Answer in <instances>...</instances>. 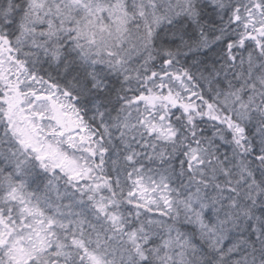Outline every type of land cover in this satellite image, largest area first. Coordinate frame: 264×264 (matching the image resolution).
I'll list each match as a JSON object with an SVG mask.
<instances>
[{"label": "snow or ice", "instance_id": "6c2138e0", "mask_svg": "<svg viewBox=\"0 0 264 264\" xmlns=\"http://www.w3.org/2000/svg\"><path fill=\"white\" fill-rule=\"evenodd\" d=\"M0 264H264V0H0Z\"/></svg>", "mask_w": 264, "mask_h": 264}]
</instances>
